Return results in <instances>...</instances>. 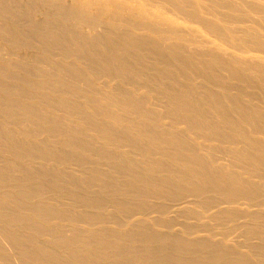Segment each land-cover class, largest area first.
Instances as JSON below:
<instances>
[{"label":"bare ground","instance_id":"obj_1","mask_svg":"<svg viewBox=\"0 0 264 264\" xmlns=\"http://www.w3.org/2000/svg\"><path fill=\"white\" fill-rule=\"evenodd\" d=\"M262 27L264 0H0V264H264L233 206L264 202Z\"/></svg>","mask_w":264,"mask_h":264},{"label":"rangeland","instance_id":"obj_2","mask_svg":"<svg viewBox=\"0 0 264 264\" xmlns=\"http://www.w3.org/2000/svg\"><path fill=\"white\" fill-rule=\"evenodd\" d=\"M182 19H179V21L182 23L183 22V24H186L185 23V20H183V21H181ZM262 28H264V27H262ZM205 36H207L206 34L204 35V37ZM8 48V47H7ZM18 50V51H17ZM16 51L18 52H15V53H17L18 55L20 54V56L22 55H25V56H27L28 57V55H30L32 52H31V50L29 49V48H23V47H20V48H18ZM28 53V54H27ZM8 55V54H7ZM15 56H16V54H14ZM9 78V80H24V79H30L31 77H16V76H13V77H8ZM11 78V79H10ZM18 78V79H17ZM1 79V78H0ZM7 79V78H6ZM111 180H117V179H111ZM94 190V189H93ZM93 192H96L95 190L93 191ZM84 193H87V191L86 192H84ZM88 193H89V191H88ZM94 194H98V192L97 193H94ZM252 203H254V202H252ZM255 203H257V205L255 204ZM254 204L255 205H251V206H249L247 203H245V202H241V201H239V202H235L234 204H233V206L236 208V210L238 209L239 211L241 210V211H243V209L245 210V211H247V212H259V211H261V212H263L264 213V202H255ZM262 203V204H261ZM222 206H226V203H224V204H221ZM221 206V207H222ZM227 206H228V204H227ZM262 207V208H261ZM249 209V210H248ZM252 211H251V210ZM258 209V210H257ZM16 264H19V263H16Z\"/></svg>","mask_w":264,"mask_h":264}]
</instances>
